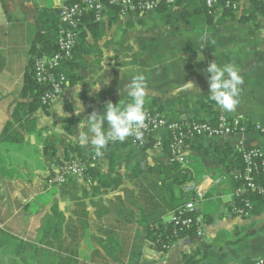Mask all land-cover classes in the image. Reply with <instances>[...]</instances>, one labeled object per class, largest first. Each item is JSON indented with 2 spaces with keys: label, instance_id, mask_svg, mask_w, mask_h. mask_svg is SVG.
Masks as SVG:
<instances>
[{
  "label": "crops",
  "instance_id": "obj_1",
  "mask_svg": "<svg viewBox=\"0 0 264 264\" xmlns=\"http://www.w3.org/2000/svg\"><path fill=\"white\" fill-rule=\"evenodd\" d=\"M63 3L0 0V264H186L197 251L205 257L199 264L264 259V207L248 218L234 214L227 177L243 148L264 151V14L247 0H238V17L253 14L254 19L229 20L209 31L200 22L207 20L201 2L180 0L169 12L154 14L157 20L154 15L142 18L166 23L162 34L128 26L140 17L120 18L111 26L106 18L96 40L88 34L87 48L79 45L73 55L81 81L68 86L46 110L29 113L21 91L31 45L40 32L36 19L41 10ZM174 24L180 27L168 28ZM213 61L235 64L243 77L234 112L222 111L209 99L210 74L205 69ZM137 74L146 78L145 112L199 121L225 115L251 128L245 136L190 140L186 157L195 175H204L200 191L215 196L200 205L209 220L204 237L180 239L167 252L154 250L143 228L127 224L119 213L149 212L139 201L133 176H150L161 184L158 166L172 164L168 149L135 148L127 140L109 143L103 158H91L92 146L76 139L79 123L93 111L105 114L109 101H130L124 87ZM97 84L98 92L93 89ZM79 85V92L74 91ZM73 95L85 106L79 115ZM54 143L56 154L50 156ZM224 147L231 151L227 159L215 151ZM71 158L99 178L91 182L71 177L66 184L50 186L49 176ZM113 158L115 171L110 174Z\"/></svg>",
  "mask_w": 264,
  "mask_h": 264
},
{
  "label": "trees",
  "instance_id": "obj_2",
  "mask_svg": "<svg viewBox=\"0 0 264 264\" xmlns=\"http://www.w3.org/2000/svg\"><path fill=\"white\" fill-rule=\"evenodd\" d=\"M248 1V0H247ZM238 2V0H237ZM65 4H70V1L64 0ZM254 8L255 11H260L264 14L263 6L259 2L252 1L249 2ZM179 4V1L178 3ZM222 7V6H220ZM119 8L116 6L110 7L107 12V20L109 26L118 23L119 17ZM170 8L163 6L155 14H164L169 12ZM202 11L207 16V20L204 18L201 19V23L208 26L209 31L216 30L219 26L225 22L232 20H239L242 23H248L250 19H254L253 14L250 16L238 17V14L233 10L222 9L220 15H209L206 8H202ZM196 15L202 16L201 10H195ZM60 9L47 7L41 10L37 16V23L40 26V32L37 34L36 40L32 43L31 49L29 52V60L27 70L23 80V89L21 91V98L28 100L29 113L34 112L36 109L43 108L47 109L48 107L43 105L41 102V97L45 91L49 88L48 85H41L38 83L36 77V64L40 59L52 57L55 54H59V45L58 38L63 25L59 18ZM154 15V14H153ZM151 16V15H150ZM139 16L133 17L138 18ZM149 17V16H144ZM249 17V18H248ZM142 20V18H141ZM142 23V22H141ZM104 21L101 23L95 22V16L92 12L81 11L80 22L78 24L77 33L79 36L78 43L74 48L73 55L77 51L78 47L87 48V38L88 34L92 36L95 40L97 35L104 28ZM128 26H134L133 23L128 24ZM80 43V44H79ZM74 59V57H73ZM53 74L60 76L64 74L68 80V86H74L78 84L81 79L77 75V66L74 61H61L59 67L53 70ZM212 103V102H211ZM202 107H205V103H201ZM247 133L251 129L247 124ZM128 140V139H127ZM126 140V141H127ZM124 141V142H126ZM190 142V141H189ZM188 142V143H189ZM131 144L130 142H126ZM111 144V143H110ZM50 156L56 154L55 143L51 147ZM164 148L168 149V143H164ZM107 149V148H106ZM106 149L103 151L105 152ZM215 151L222 156L224 159H227L231 154V151L228 147L218 148ZM91 158L96 157L94 149H90ZM170 155V152H169ZM187 167L184 168L178 163H172L170 166H158L162 172L161 184L150 176H133V179L138 181L135 183V186L139 189V201H142L145 207L149 208V212H145L140 209L139 216H134L133 211L128 213L121 211L119 213L120 218L124 220L129 225L139 224L144 230V238L150 243L151 247L154 250L167 252L170 247L178 240L196 236V228L186 229L180 226H175L172 221H164L166 217H172L183 211L186 206L194 202L197 204L198 212L203 216L204 223L208 224L209 220L203 215L200 205L203 202H206L211 197L215 196L213 194H207L204 198L199 201L197 200L196 193L192 191L191 187L193 185L199 186L201 180L203 179L200 175H195L193 171V166L189 163L187 159ZM69 161V160H67ZM115 159H112V164L110 168V174L115 170ZM66 162V161H65ZM63 162L60 165H63ZM59 165V166H60ZM190 167V169H188ZM152 171L155 168H150ZM245 174V164L242 159V153H239L237 156V161L234 163V169L229 171V183L231 190L234 194V204L233 208H245V205L248 203L250 205V216L258 214L259 210L264 207V193L261 194L258 191H252L248 188V183L244 178H240ZM86 179L95 182L99 176H97L92 170L86 169L85 172ZM264 175V174H263ZM238 177V178H236ZM255 185L258 189H264V176L257 177L255 179ZM217 190V189H213ZM134 206H138L137 202H133ZM195 214L186 213L184 217L194 218ZM109 245H113L112 243ZM205 259L201 251H197L192 256L187 257L186 264H199Z\"/></svg>",
  "mask_w": 264,
  "mask_h": 264
},
{
  "label": "built area",
  "instance_id": "obj_3",
  "mask_svg": "<svg viewBox=\"0 0 264 264\" xmlns=\"http://www.w3.org/2000/svg\"><path fill=\"white\" fill-rule=\"evenodd\" d=\"M70 4L63 3L59 6V18L63 25L59 33L58 45L59 54L52 57L40 59L36 64V77L41 85H48L49 88L41 97L43 105L49 107L59 101L68 87V80L64 74L56 76L53 70L59 67L60 62L73 61V51L76 47L79 36L77 33L80 22L81 11L92 12L95 16V22L101 23L107 18V12L110 7L119 8V17L143 18L155 14L163 6L170 9L176 7L180 0H67ZM209 15H220L222 9L238 11L239 4L237 0H199ZM259 2L263 6L264 0H248V2ZM222 6V7H220ZM147 120L142 129L143 136L141 140L129 137L131 145L135 148L164 149V143H168L170 152V161L178 163L184 168L187 167L186 152L188 142L194 138H225L232 136H245L247 127L239 118H228L220 115L217 121L213 120H195V119H170L158 110L147 111ZM111 143V142H110ZM119 143V142H116ZM243 144V143H242ZM242 159L245 164V174L240 178L248 183V188L252 191H258L263 194L264 189H258L255 185V179L264 176V151L260 148H243ZM86 166L77 159L71 158L63 165L58 166L54 173L49 176L50 186H59L66 184L69 178L75 177L84 180L86 175ZM238 178V177H236ZM192 191L196 193L197 200L201 201L205 194L200 191L199 186L193 185ZM250 205L247 203L245 208H233V213L248 218L250 216ZM186 213L195 214L194 218L184 217ZM171 221L175 226L186 229L196 228V236L204 237L205 223L203 216L199 214L197 204L189 203L186 208L176 215H172ZM264 259H258L249 263L240 264H261Z\"/></svg>",
  "mask_w": 264,
  "mask_h": 264
},
{
  "label": "clouds",
  "instance_id": "obj_4",
  "mask_svg": "<svg viewBox=\"0 0 264 264\" xmlns=\"http://www.w3.org/2000/svg\"><path fill=\"white\" fill-rule=\"evenodd\" d=\"M209 82V99L226 112H234L239 104L240 88L243 85V77L240 75L239 68L232 63L223 66L215 61L210 62L205 69ZM108 81L105 80L104 84ZM187 85L196 88L188 81ZM95 91L100 90V84L93 87ZM197 89V88H196ZM80 90V85L74 91ZM124 92L130 101L124 105L113 104L109 101L105 106V114L93 111L78 125L76 139L81 145L90 144L94 149L95 156L103 158L104 149L108 144L123 143L129 137L141 140L142 129L145 127L147 113L144 110L147 96V83L143 74H137L125 85ZM122 95V92L120 93ZM75 107L78 105L79 115L85 110V106L78 96H74ZM68 115V114H67ZM105 123L107 128L105 129ZM264 264V261H261Z\"/></svg>",
  "mask_w": 264,
  "mask_h": 264
},
{
  "label": "rangeland",
  "instance_id": "obj_5",
  "mask_svg": "<svg viewBox=\"0 0 264 264\" xmlns=\"http://www.w3.org/2000/svg\"><path fill=\"white\" fill-rule=\"evenodd\" d=\"M182 14H186L187 13V11H185L184 9H182ZM155 16V20H157L156 18H157V15H154ZM153 16V17H154ZM174 16V15H173ZM172 16V17H173ZM170 17V16H169ZM171 18V17H170ZM169 18V19H170ZM155 20H153V21H155ZM171 20H172V18H171ZM167 21V19L166 20H164V22H166ZM142 22V23H141ZM150 23V24H149ZM152 23H154L153 25H152ZM150 22V19H145V20H136V21H134V25H135V28L136 29H138L137 31H145L146 29H147V27L150 29V31L151 32H155V33H157V34H162L163 32H164V30L167 28L166 27V23L163 25V24H157L158 22ZM166 27V28H165ZM176 27H180V25L179 24H174V25H172V26H170V27H168V28H171V29H173V28H176ZM165 28V29H164ZM159 41H160V39H159ZM163 40H161V42H162Z\"/></svg>",
  "mask_w": 264,
  "mask_h": 264
}]
</instances>
